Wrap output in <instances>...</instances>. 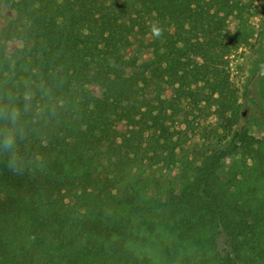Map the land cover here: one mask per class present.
Wrapping results in <instances>:
<instances>
[{"label":"trees","instance_id":"16d2710c","mask_svg":"<svg viewBox=\"0 0 264 264\" xmlns=\"http://www.w3.org/2000/svg\"><path fill=\"white\" fill-rule=\"evenodd\" d=\"M258 1L0 0V83L55 110L42 170L0 160V264H264V137L229 62Z\"/></svg>","mask_w":264,"mask_h":264},{"label":"clouds","instance_id":"9594fccd","mask_svg":"<svg viewBox=\"0 0 264 264\" xmlns=\"http://www.w3.org/2000/svg\"><path fill=\"white\" fill-rule=\"evenodd\" d=\"M151 32L160 37L163 30L154 23ZM50 100L51 89L43 82L23 88L0 83V160L13 175L43 169L44 161L31 151V144L34 126L54 114Z\"/></svg>","mask_w":264,"mask_h":264},{"label":"rangeland","instance_id":"374dc122","mask_svg":"<svg viewBox=\"0 0 264 264\" xmlns=\"http://www.w3.org/2000/svg\"><path fill=\"white\" fill-rule=\"evenodd\" d=\"M253 37L230 59L231 81L237 91L239 122L250 134L264 137V0L253 9ZM181 120V118H180ZM227 133H221L226 136ZM229 138V137H228Z\"/></svg>","mask_w":264,"mask_h":264}]
</instances>
